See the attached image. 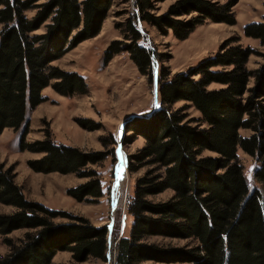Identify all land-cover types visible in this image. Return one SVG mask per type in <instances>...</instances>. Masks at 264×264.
Masks as SVG:
<instances>
[{"label":"trees","instance_id":"obj_1","mask_svg":"<svg viewBox=\"0 0 264 264\" xmlns=\"http://www.w3.org/2000/svg\"><path fill=\"white\" fill-rule=\"evenodd\" d=\"M40 1L0 0V135L6 129L19 130L27 113L46 102L43 92L48 87L63 96L85 93L82 77L52 64L97 37L114 3ZM163 1L135 0L138 13L123 25L129 33L125 39L131 42H113L104 54V64L125 51L139 71L152 79L154 53L142 43L140 23L165 35L171 31L180 41L207 20L230 26L237 23L233 7L239 0L225 4L177 0L158 16L156 3ZM33 9L36 14L29 19L26 13ZM42 28L44 33L35 34ZM244 33L264 45V22L246 25ZM236 42L226 40L215 56L185 72L160 71L157 107L127 121L126 134L145 140L136 154L127 157L128 172L147 171L137 179L127 205L133 220L130 235L118 238L114 231L113 249L107 226L95 227L85 218L28 200L16 183L15 166L0 163V204L16 209L9 215L0 214V235L19 229L35 231L17 246L5 239L12 252L0 254V264H52L65 251L77 262L94 258L114 264H264V64L250 71L248 63L255 51ZM212 84L221 87L211 90ZM180 101L187 105L175 109ZM190 108L201 118L188 119ZM80 124L96 130L91 121ZM241 130L251 134L244 137ZM28 134L29 125L20 150L44 154L29 161L33 171L74 173L88 179L68 191L79 202L102 197L96 173L88 166L103 162L107 153L57 146L49 133L45 140L29 144L25 142ZM126 134L122 145L127 143ZM238 149L258 162L254 178L259 188L251 189ZM205 152L215 156H204ZM168 191L172 192L168 199H153ZM57 219L70 222L55 223ZM156 237L186 244L150 242Z\"/></svg>","mask_w":264,"mask_h":264},{"label":"rangeland","instance_id":"obj_2","mask_svg":"<svg viewBox=\"0 0 264 264\" xmlns=\"http://www.w3.org/2000/svg\"><path fill=\"white\" fill-rule=\"evenodd\" d=\"M48 0H41L44 3ZM177 0H165L156 3V15H163ZM225 4L228 0H213ZM35 9L26 13L29 19L36 14ZM237 23L234 26L206 21L198 26L188 39L180 41L171 31L165 35L156 27L141 24L140 31L144 35L142 43L154 53L153 77L142 74L132 61L128 52H121L104 64V54L115 41L130 43L125 38L129 35L125 26L126 20L137 14L135 0H114L107 19L102 24L100 34L68 52L63 58L54 62L52 66L69 73H75L83 78L86 87L85 93H75L63 96L52 87L43 92L46 102L33 111L27 113L26 122L19 130L6 129L0 135V163L10 167L15 166L16 183L21 185L24 194L30 201L43 204L50 210L63 211L74 216L82 217L95 227L107 226L109 229V247L114 248L118 238L128 237L132 226V217L128 214L127 205L134 196L137 179L141 178L147 168L136 173L125 171L127 157L137 153L145 143L141 136L127 133V143L122 145L126 166H122L119 155V146L111 144L117 140V133L123 123L134 116L149 114L158 104L157 76L162 70L171 72V75L185 72L196 67L203 60L213 57L220 46L228 39L237 42L234 45L249 47L255 51L250 57L248 69L254 71L264 64V45L259 40L247 37L244 33L246 25L264 22V0H239L233 7ZM189 18V17H185ZM183 18V19H185ZM121 27V28H120ZM2 26L0 25V31ZM44 33V29L35 34ZM56 82V81H54ZM53 82V83H54ZM253 85V80L251 82ZM221 86L212 84L209 89H219ZM157 93V95H156ZM187 103L180 101L174 106L179 109ZM188 119L201 118L194 108L186 111ZM91 121L96 130L84 128L80 121ZM29 125V134L25 142L32 144L36 141L50 139L57 146H70L84 152H104L108 156L97 164L89 165L88 169L95 171L99 180L102 197L91 198L92 202H79L69 196L68 191L85 184L88 179L80 178L77 174L37 173L28 163L41 159L44 154L21 151L20 141ZM240 134L247 137L250 131L241 130ZM114 151V152H113ZM204 156H215L205 152ZM239 159L244 167L250 187L259 188L254 173L259 167L258 162L242 149H238ZM125 177L119 181L120 174ZM172 194L168 191L153 198L156 201L166 200ZM15 208L0 204V214H12ZM67 219H57L55 223H68ZM35 231L19 229L13 233L0 235V254L7 256L12 247L5 244V239H11L17 246L25 239L27 233ZM150 242L183 246L185 241L152 238ZM52 264H114L90 258L86 262H77L71 252H59Z\"/></svg>","mask_w":264,"mask_h":264},{"label":"water","instance_id":"obj_3","mask_svg":"<svg viewBox=\"0 0 264 264\" xmlns=\"http://www.w3.org/2000/svg\"><path fill=\"white\" fill-rule=\"evenodd\" d=\"M156 95H157V93H156ZM134 117H138V116H134ZM139 117H140V116H139ZM131 118H133V117H131ZM126 123H127V121H125V122L123 123V127L120 128V129L118 130V133H117V144H118V146H119L120 161H121V164H122L123 166H126V162H125L124 154H123L121 148H122V141H123L124 136H125V134H126V132H127V129L125 128ZM126 168H127V167H125V171L127 170ZM127 171H128V170H127Z\"/></svg>","mask_w":264,"mask_h":264},{"label":"bare ground","instance_id":"obj_4","mask_svg":"<svg viewBox=\"0 0 264 264\" xmlns=\"http://www.w3.org/2000/svg\"><path fill=\"white\" fill-rule=\"evenodd\" d=\"M123 166V165H122ZM121 173V172H120ZM125 175L126 174H124V172H122L121 174H120V177H119V181H121L124 177H125Z\"/></svg>","mask_w":264,"mask_h":264},{"label":"crops","instance_id":"obj_5","mask_svg":"<svg viewBox=\"0 0 264 264\" xmlns=\"http://www.w3.org/2000/svg\"><path fill=\"white\" fill-rule=\"evenodd\" d=\"M19 186H21V185H19ZM26 196V195H25Z\"/></svg>","mask_w":264,"mask_h":264}]
</instances>
